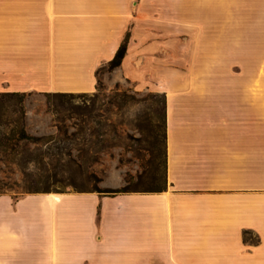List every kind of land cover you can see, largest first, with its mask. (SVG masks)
I'll return each instance as SVG.
<instances>
[{
	"label": "crops",
	"instance_id": "1",
	"mask_svg": "<svg viewBox=\"0 0 264 264\" xmlns=\"http://www.w3.org/2000/svg\"><path fill=\"white\" fill-rule=\"evenodd\" d=\"M165 95L161 193L0 195V264H264V0H0V93Z\"/></svg>",
	"mask_w": 264,
	"mask_h": 264
},
{
	"label": "rangeland",
	"instance_id": "2",
	"mask_svg": "<svg viewBox=\"0 0 264 264\" xmlns=\"http://www.w3.org/2000/svg\"><path fill=\"white\" fill-rule=\"evenodd\" d=\"M112 72L108 65L98 71L91 94L3 101L15 111L2 112L0 195L165 188V95L139 92ZM21 129L36 140H23Z\"/></svg>",
	"mask_w": 264,
	"mask_h": 264
},
{
	"label": "trees",
	"instance_id": "3",
	"mask_svg": "<svg viewBox=\"0 0 264 264\" xmlns=\"http://www.w3.org/2000/svg\"><path fill=\"white\" fill-rule=\"evenodd\" d=\"M127 46H128V38L125 39V41L123 42V44L121 45V47L119 48L115 58L108 64L109 68H110V71H114L115 69L119 68L122 64V61L126 55V51H127ZM47 98L48 97H53V98H72L74 97V94H67V93H49V94H44ZM7 99L9 101H12V100H16V103L17 104H20L23 99H24V94H20V93H0V126L2 124V117H3V114L6 113L8 110L10 112H14L15 111V108H14V105H12L13 107H10V106H6V107H3V101ZM4 112V113H2ZM58 132L60 134H62L64 136L65 139H68V132L67 130L63 131L62 129H58ZM20 137L23 139V140H27V141H32V140H36L32 137H29L25 134L24 130L21 129L20 130ZM164 143L166 144L165 142V100H164ZM0 146H1V140H0ZM79 152V150H78ZM30 162H32L30 160ZM165 168H166V159H165ZM166 178V177H165ZM166 188V186H165ZM164 189H157L156 191H149V192H146V193H161L163 192ZM99 194H104V195H115V194H121V193H129V192H125V191H119V190H116V191H95ZM36 193H63V192H47V191H42V192H39V191H33V192H29L28 194H36Z\"/></svg>",
	"mask_w": 264,
	"mask_h": 264
}]
</instances>
